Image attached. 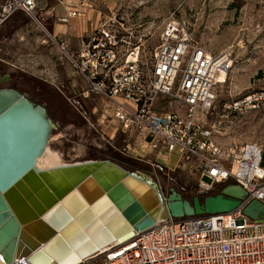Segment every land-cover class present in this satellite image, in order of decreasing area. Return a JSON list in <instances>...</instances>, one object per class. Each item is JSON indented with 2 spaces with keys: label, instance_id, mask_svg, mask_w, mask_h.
I'll return each mask as SVG.
<instances>
[{
  "label": "built area",
  "instance_id": "2783aa9c",
  "mask_svg": "<svg viewBox=\"0 0 264 264\" xmlns=\"http://www.w3.org/2000/svg\"><path fill=\"white\" fill-rule=\"evenodd\" d=\"M86 5L80 0L58 21L68 24L70 18L82 15ZM37 6L38 0H0V24L18 11L32 18L58 45L60 59L83 77L82 95L102 98L122 134L133 135L160 155L156 162L170 169L169 154L177 151L175 168L197 173L202 192L228 183L246 192L232 211L169 216L80 264H264V219H252L242 211L252 199L264 204V148L257 143L222 148L200 117L214 106L215 76L228 70L229 54L207 51L171 22L162 29L144 71L137 54L127 53L122 23L109 20L94 26L73 49L45 27ZM159 97L177 107L157 109ZM226 107L235 112L264 110V88L249 91ZM129 149L127 144L124 150ZM9 264L30 263L26 256H15Z\"/></svg>",
  "mask_w": 264,
  "mask_h": 264
},
{
  "label": "rangeland",
  "instance_id": "374dc122",
  "mask_svg": "<svg viewBox=\"0 0 264 264\" xmlns=\"http://www.w3.org/2000/svg\"><path fill=\"white\" fill-rule=\"evenodd\" d=\"M85 2L88 25L91 20L97 22L93 27L109 20L123 24L127 53L132 50L137 54L144 71L150 66L162 29L171 22L182 26L207 51L228 53L232 65L215 86L213 108L200 117L222 148L246 143L264 148V110L235 112L226 107L231 100L264 88V0ZM42 4L40 0L38 6ZM43 24L47 27L44 20ZM93 27L88 26V31ZM68 36L70 44H75L74 35L58 39L66 43ZM3 87H13L46 108L53 123L48 145L62 164L108 159L148 177L164 197L171 189L190 201L193 196L202 199L219 192H202L197 173L175 168L179 160L177 151L169 154L168 169L156 162V158L162 157L150 152L144 142L122 134L104 100L82 95L86 88L83 77L74 72L67 60L60 59L58 45L23 12L12 14L0 24V88ZM176 107V102L162 97L156 106L162 111ZM127 144L130 149L126 151Z\"/></svg>",
  "mask_w": 264,
  "mask_h": 264
},
{
  "label": "water",
  "instance_id": "95a60500",
  "mask_svg": "<svg viewBox=\"0 0 264 264\" xmlns=\"http://www.w3.org/2000/svg\"><path fill=\"white\" fill-rule=\"evenodd\" d=\"M51 122L43 105L14 88H0V260L6 264L15 256H26L30 264H80L133 230L169 216L226 213L246 195L228 183L202 199L190 201L174 189L164 197L146 177L108 159L40 168ZM242 211L264 219L259 200Z\"/></svg>",
  "mask_w": 264,
  "mask_h": 264
},
{
  "label": "crops",
  "instance_id": "0c3cea01",
  "mask_svg": "<svg viewBox=\"0 0 264 264\" xmlns=\"http://www.w3.org/2000/svg\"><path fill=\"white\" fill-rule=\"evenodd\" d=\"M42 6H37V11L39 12L40 17L42 20L45 21L47 25V29L53 33L55 36H58L60 39L61 37H66L67 34L74 35L76 39L75 44H70L71 36H68L67 39L70 48H75L78 45L79 40L82 36H84L85 32L88 31V26L93 27L96 25L97 22L91 20L90 25L88 22L87 9L82 8L83 11L80 17H72L69 20L68 24H62L58 21V18L64 16L66 14V10L71 6L77 4L79 5L80 0H42ZM40 2V0H38ZM15 12L14 14L19 13ZM86 17V19H85ZM75 41V39H74Z\"/></svg>",
  "mask_w": 264,
  "mask_h": 264
},
{
  "label": "bare ground",
  "instance_id": "6f19581e",
  "mask_svg": "<svg viewBox=\"0 0 264 264\" xmlns=\"http://www.w3.org/2000/svg\"><path fill=\"white\" fill-rule=\"evenodd\" d=\"M232 64L231 62L229 61L228 63V67H230ZM224 75L226 76V72L224 70H221L219 73L216 74L215 76V80L216 82H218V80L220 79V77ZM52 123V122H51ZM52 126H53V123H52ZM62 163H60L59 161V158L56 154H53L51 151H50V148H49V145H47V147L45 148V151L43 152V154L37 159V165L40 167V168H46V167H52V166H58V165H61ZM147 179L149 181H151L148 177ZM152 182V181H151ZM153 183V182H152ZM154 184V183H153ZM159 216V215H158ZM137 231V230H136ZM136 231L133 230L129 235L125 236L124 238L120 239V240H114L112 241L111 243L109 244H106L105 246L99 248L95 253H98V252H101L105 249H107L108 247H110L111 245L115 244V243H120V242H123L127 239H129L130 237H132L133 235L136 234ZM94 253V254H95ZM93 256V254L91 255ZM91 256H89L88 258H90ZM86 258V259H88ZM86 259H83L86 260ZM2 260V259H1ZM0 260V263L2 264H6L4 263V260L1 261ZM82 261V262H83Z\"/></svg>",
  "mask_w": 264,
  "mask_h": 264
},
{
  "label": "flooded vegetation",
  "instance_id": "af4514ba",
  "mask_svg": "<svg viewBox=\"0 0 264 264\" xmlns=\"http://www.w3.org/2000/svg\"><path fill=\"white\" fill-rule=\"evenodd\" d=\"M5 80H6V79H4V81H5ZM3 88H13V87H3ZM14 89H15V88H14ZM223 186H224V185H215V186L213 187L211 193H212V192H215V191H220L221 188H222Z\"/></svg>",
  "mask_w": 264,
  "mask_h": 264
}]
</instances>
